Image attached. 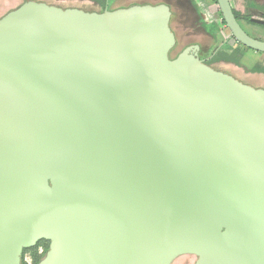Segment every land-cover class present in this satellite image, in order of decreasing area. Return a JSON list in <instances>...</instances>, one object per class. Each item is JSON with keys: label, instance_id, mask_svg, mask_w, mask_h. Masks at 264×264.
Listing matches in <instances>:
<instances>
[{"label": "water", "instance_id": "1", "mask_svg": "<svg viewBox=\"0 0 264 264\" xmlns=\"http://www.w3.org/2000/svg\"><path fill=\"white\" fill-rule=\"evenodd\" d=\"M171 15L26 0L0 18V264L41 240L37 264H264V88L199 44L171 58Z\"/></svg>", "mask_w": 264, "mask_h": 264}, {"label": "rangeland", "instance_id": "2", "mask_svg": "<svg viewBox=\"0 0 264 264\" xmlns=\"http://www.w3.org/2000/svg\"><path fill=\"white\" fill-rule=\"evenodd\" d=\"M26 0H0V17L5 15L9 10L17 7ZM40 2H46L53 5H59L62 7H76L85 10H101L103 8V1L97 0H36ZM124 3H131L134 1L140 2H153V3H168L173 6V8L179 13L180 17L177 22L175 21V27L178 31V36L180 37V44L178 49L174 50L173 53H177L189 42L194 40H199L201 35L208 36L210 38L211 45L207 48L208 51H214L215 48L220 45V43H233V47L238 44L231 35V31L227 26H222L221 31L215 32L211 27L212 21L220 23L223 19L222 12L214 0H210L212 3L210 6L201 5L200 10L195 8L194 0H121ZM234 7L237 9L239 7L238 0H232ZM264 1V0H263ZM120 0H106V5L112 8L115 4H119ZM246 6V5H245ZM199 7V6H198ZM207 7V8H206ZM246 10V9H245ZM254 17L257 19H264L262 14H257L254 12ZM245 20V19H244ZM246 21V20H245ZM242 22L245 30L257 37H262L264 39V28L259 25H254L248 23V21ZM217 34V36H216ZM216 36V37H214ZM207 51V52H208ZM214 67L224 70L234 77L240 79L244 83L250 84L256 88H264V71L254 70L259 67H264V54L263 52L256 51L254 49H249L246 51L242 58V63L237 64L232 61H215L212 63ZM40 247H44L40 245ZM32 258V263L34 264V251L28 250L25 254V261L29 263V259ZM196 256L193 254H183L178 256L171 264H193ZM31 260V259H30Z\"/></svg>", "mask_w": 264, "mask_h": 264}, {"label": "flooded vegetation", "instance_id": "3", "mask_svg": "<svg viewBox=\"0 0 264 264\" xmlns=\"http://www.w3.org/2000/svg\"><path fill=\"white\" fill-rule=\"evenodd\" d=\"M196 3H194V5H195V8H197V9H199L200 10V7H201V5H206V0H194ZM135 3H139V4H144V3H151V4H160V3H153V2H140V1H134V2H131V3H129V4H125V3H122L121 4V6H118V7H124V6H129V5H131V4H135ZM232 3H233V1H232ZM168 4V3H167ZM169 6H170V8H171V11H172V15H171V19H170V26H171V28H172V30L175 32V35H176V38H177V43H176V46L170 51V57L171 58H174L179 52H181L184 48H186L187 46H189V45H191V44H199L200 45V50H199V55L201 56V58H203V59H205V61L208 63V64H210V65H212V63L213 62H211V63H209V61H210V59H211V57L213 56V54L215 53V50L217 49V48H219L221 45H223L224 43H220V45H218L216 48H215V50L214 51H208L207 49V47L209 46V45H211V43L212 42H210V38H208V36H203V35H201V38L199 39V40H194V41H191V42H189L187 45H185V47L183 48V49H181V50H178L177 51V53H173V51L174 50H176V49H178L177 47L179 46V44H180V37L178 36V31H177V29H176V27H175V21L177 22V20H178V18L180 17V15H179V13L173 8V6L172 5H170V4H168ZM245 5H246V12L245 13H242L241 12V14H243V15H248V16H250V19H251V21H253V23H251V24H254V25H259V26H262V28H264V23H259V22H257L256 21V17H254V12H256L257 14H262L263 16H264V1L263 0H248L246 3H245ZM106 3L104 4V7L101 9V10H97V11H102V10H104L105 8H106ZM199 6V7H198ZM207 6V5H206ZM118 7H112V8H110L109 6H108V8L109 9H115V8H118ZM233 7H234V5H233ZM207 8V7H206ZM235 8V7H234ZM236 9V8H235ZM236 10H238V9H236ZM10 11V10H9ZM239 11V10H238ZM200 12H201V10H200ZM240 12V11H239ZM2 17V16H1ZM0 17V18H1ZM248 21L246 18H242L239 22L241 23V25H242V22L241 21H243V22H245L246 23V21ZM258 20H264V19H258ZM248 23H250L249 21H248ZM242 27H243V25H242ZM244 28V27H243ZM245 29V28H244ZM248 33V32H247ZM251 35V34H250ZM216 36H217V34H216ZM216 36H214V37H216ZM251 36H253V35H251ZM253 37H255V38H258V39H262V40H264L262 37H257V36H253ZM217 38V37H216ZM235 39V38H234ZM235 41L236 42H238L236 39H235ZM238 43H240V42H238ZM239 44H237L236 46H238ZM208 51V52H207ZM246 53V52H245ZM218 61V60H217ZM219 61H221V60H219ZM215 62V61H214ZM213 67H214V65H212ZM216 68V67H215ZM218 69V68H217ZM221 70V69H220ZM196 259L197 258H195V260H194V262H193V264H195V261H196Z\"/></svg>", "mask_w": 264, "mask_h": 264}, {"label": "trees", "instance_id": "4", "mask_svg": "<svg viewBox=\"0 0 264 264\" xmlns=\"http://www.w3.org/2000/svg\"><path fill=\"white\" fill-rule=\"evenodd\" d=\"M98 1H103L104 3H106V0H98ZM214 1L217 2V0H214ZM234 12L239 21L244 17L250 23H253V21H251L250 19V16L241 14V12H239L235 8H234ZM210 25L215 30V32H218V31H221L222 26H226V23L224 19H222L220 23L212 21ZM238 44H239L238 46L233 47V43L225 42L223 45H221L219 48L215 50V53L211 57L209 63L217 61V60H227V61H232L237 64H241L242 58L245 55V52L251 48L243 45L242 43H238ZM254 70L264 71V67H259ZM40 245L44 246V252L42 254H39L38 249H37ZM48 249H49V242L46 240L39 241L34 247L24 249L22 264H27V262L25 261V254L28 250L34 251V264H37L44 257Z\"/></svg>", "mask_w": 264, "mask_h": 264}, {"label": "crops", "instance_id": "5", "mask_svg": "<svg viewBox=\"0 0 264 264\" xmlns=\"http://www.w3.org/2000/svg\"><path fill=\"white\" fill-rule=\"evenodd\" d=\"M97 1H98V0H97ZM247 1H248V0H238V2H239V7H238L237 9H238L240 12H242V13H245V12H246V11H245V8H246L245 3H246ZM177 2L179 3L180 1L177 0ZM122 3H124V2L120 0V3H119L118 5L115 4L114 7L121 6ZM104 4H105V3L102 4L103 7H104ZM125 4H129V3H126V2H125ZM206 5L211 7L212 3L210 2V0H206ZM213 7H214V6H213ZM213 7H211V8H213ZM225 61H226V60H225Z\"/></svg>", "mask_w": 264, "mask_h": 264}, {"label": "built area", "instance_id": "6", "mask_svg": "<svg viewBox=\"0 0 264 264\" xmlns=\"http://www.w3.org/2000/svg\"><path fill=\"white\" fill-rule=\"evenodd\" d=\"M44 252V247H40L39 249V254H42ZM31 259V260H30ZM29 259V263L28 264H31L32 263V258ZM27 261V260H26Z\"/></svg>", "mask_w": 264, "mask_h": 264}]
</instances>
